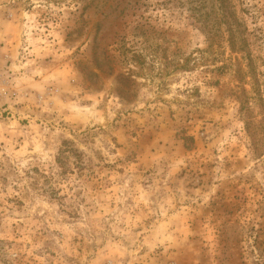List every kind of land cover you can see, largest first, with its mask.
<instances>
[{
    "label": "rangeland",
    "instance_id": "1",
    "mask_svg": "<svg viewBox=\"0 0 264 264\" xmlns=\"http://www.w3.org/2000/svg\"><path fill=\"white\" fill-rule=\"evenodd\" d=\"M233 1L249 51L192 0H0V264H264V0Z\"/></svg>",
    "mask_w": 264,
    "mask_h": 264
},
{
    "label": "trees",
    "instance_id": "2",
    "mask_svg": "<svg viewBox=\"0 0 264 264\" xmlns=\"http://www.w3.org/2000/svg\"><path fill=\"white\" fill-rule=\"evenodd\" d=\"M192 2L194 3L192 6H188L187 10L199 15L202 27L206 32L217 33L224 37L233 49L240 51L248 49L249 34L247 28L243 27V20L236 12L233 0H192ZM246 124H248L249 131L251 122Z\"/></svg>",
    "mask_w": 264,
    "mask_h": 264
}]
</instances>
